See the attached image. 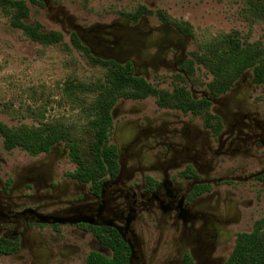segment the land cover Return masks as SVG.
Returning <instances> with one entry per match:
<instances>
[{
    "label": "flooded vegetation",
    "instance_id": "1",
    "mask_svg": "<svg viewBox=\"0 0 264 264\" xmlns=\"http://www.w3.org/2000/svg\"><path fill=\"white\" fill-rule=\"evenodd\" d=\"M13 1L43 6L76 51L77 37L101 71L88 82L113 90L116 64L155 94H108L92 177L63 142L13 163L0 136V264H229L264 215V83L249 68L212 85L195 35L159 17L85 24L53 0Z\"/></svg>",
    "mask_w": 264,
    "mask_h": 264
},
{
    "label": "rangeland",
    "instance_id": "2",
    "mask_svg": "<svg viewBox=\"0 0 264 264\" xmlns=\"http://www.w3.org/2000/svg\"><path fill=\"white\" fill-rule=\"evenodd\" d=\"M82 19L85 24L109 22L113 18L134 14L145 7L156 18L157 12L189 23L198 43L220 33L236 31L242 41L253 43L264 35V21L250 22L244 16V0H53ZM29 6V24L39 23L42 30L61 31V26L42 7ZM98 79L101 71L89 67L70 41L43 46L25 38L22 30L10 26L0 16V122L10 128L37 126L43 121H78L77 110L59 103V87L69 77ZM44 93V94H43ZM32 160L25 151L15 149L9 159ZM261 213H258L259 216Z\"/></svg>",
    "mask_w": 264,
    "mask_h": 264
},
{
    "label": "trees",
    "instance_id": "3",
    "mask_svg": "<svg viewBox=\"0 0 264 264\" xmlns=\"http://www.w3.org/2000/svg\"><path fill=\"white\" fill-rule=\"evenodd\" d=\"M151 14L145 7H139L129 17ZM243 14L250 22L264 21V0H244ZM0 16L9 20L10 26L22 30L25 38L43 46H51L62 42V34L57 31L45 32L39 23L26 22L29 8L23 1L0 0ZM157 16L168 20L187 32L193 33L192 26L187 22L174 21L163 12ZM73 46L86 55L90 64L96 59L89 56L87 49L81 45L76 36L71 39ZM198 61L213 75V84L221 90L231 86L246 69L253 70L254 81L264 83V35L260 41L247 43L241 40L239 33L232 31L220 33L216 37L200 42ZM84 58V57H83ZM85 59V58H84ZM102 64H108L101 62ZM113 68L107 73V80L112 82L113 90L103 87L101 83H90L77 76L69 77L59 87L61 101L72 110H77L78 121H43V113L37 126L19 125L10 128L0 122V136L7 150L19 148L30 156L47 153L57 143L63 142L69 149L70 159L78 165V172L87 173L92 177L98 171V164L107 155L101 150L104 132L101 124L107 123L108 94L114 89H132L137 84L141 96L155 94L151 89H144L143 83L132 77L130 72L111 64ZM101 85V86H100ZM140 85V86H139ZM44 94V93H43ZM172 97V96H171ZM229 264H264V215L254 225L251 233L237 236L235 248L230 256Z\"/></svg>",
    "mask_w": 264,
    "mask_h": 264
}]
</instances>
